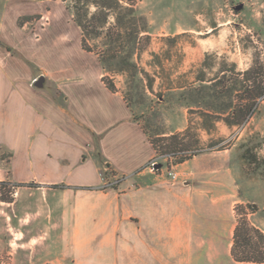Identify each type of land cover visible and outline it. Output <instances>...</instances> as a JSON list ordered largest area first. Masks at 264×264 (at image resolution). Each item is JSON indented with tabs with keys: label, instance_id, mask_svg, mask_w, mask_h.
<instances>
[{
	"label": "crops",
	"instance_id": "1",
	"mask_svg": "<svg viewBox=\"0 0 264 264\" xmlns=\"http://www.w3.org/2000/svg\"><path fill=\"white\" fill-rule=\"evenodd\" d=\"M56 69L55 82H30L0 48V182L13 185L0 250L21 242L30 264H264L233 256L232 149L195 154L177 180L164 164L154 172L149 134L103 66ZM107 169L116 186H104Z\"/></svg>",
	"mask_w": 264,
	"mask_h": 264
},
{
	"label": "rangeland",
	"instance_id": "2",
	"mask_svg": "<svg viewBox=\"0 0 264 264\" xmlns=\"http://www.w3.org/2000/svg\"><path fill=\"white\" fill-rule=\"evenodd\" d=\"M121 4L110 21L114 23L118 15L128 22L122 31L139 29L136 40L126 38L122 51H135L139 72L109 77L153 138L180 132L185 133V145L176 150L232 149L238 221L264 229V99L250 118L234 126L212 116L203 121L201 113L216 115L226 107L228 98L209 89L220 81L222 68L244 71L258 64V54L264 65V0H121ZM81 39L82 30L63 0H0V48L9 49L32 71L30 82L41 75L55 82L57 67L102 66L98 52L106 48L103 38L90 39L95 47L91 52L82 48ZM200 76L212 81L199 80ZM160 161L166 165V160ZM9 189L13 185H0V194ZM28 252L21 242H6L0 264H30Z\"/></svg>",
	"mask_w": 264,
	"mask_h": 264
},
{
	"label": "trees",
	"instance_id": "3",
	"mask_svg": "<svg viewBox=\"0 0 264 264\" xmlns=\"http://www.w3.org/2000/svg\"><path fill=\"white\" fill-rule=\"evenodd\" d=\"M67 2L68 8L73 14V18L82 30V47L87 51H94L95 47L90 43V39L96 37L103 38V45L106 46L99 51L105 75L103 80L107 87L112 91L117 90L114 80L109 77V74L116 73H131L135 75L139 72V66L134 60L135 51L130 53H122L126 46V38L132 37L137 39L139 29H132L126 33L122 28L128 24L123 21L118 15L115 16V22L110 21L112 12H116L122 7L121 0H63ZM95 8L92 10V8ZM128 25L127 28H129ZM126 29V28H125ZM260 55H257L258 64L251 66L244 71H236L235 68L220 70V78L216 87H210L214 91L215 96L219 94L225 95L228 98L226 107L223 111L213 114L210 111H201L203 121H206L209 116L216 120H223L229 126L243 123L258 108L260 102L264 99V65L260 61ZM206 62V59L205 61ZM260 62V63H259ZM199 80H207L200 76ZM228 83H230L228 85ZM215 86V85H213ZM220 86V87H219ZM236 93V95H235ZM229 111L228 113H226ZM135 118H137L135 116ZM138 119V118H137ZM145 128V127H144ZM188 127L186 128V130ZM145 131L147 132L146 128ZM148 133V132H147ZM185 133H173L168 136H160L158 139L149 137L158 153L165 155L170 153H184L189 149L176 150L178 147H183ZM200 152V151H199ZM199 152H194L192 155H180L177 158L178 163H183ZM164 153V154H163ZM243 157H248L245 153ZM1 185H6L7 182H0ZM17 183L16 185H22ZM6 187V186H5ZM6 194H1L3 200L11 199V189ZM252 209L253 206L249 205ZM252 234H256L258 240L254 241ZM233 256L238 261H255L264 262V233L256 226H249V223L244 219L238 221L235 232V244L233 246Z\"/></svg>",
	"mask_w": 264,
	"mask_h": 264
},
{
	"label": "built area",
	"instance_id": "4",
	"mask_svg": "<svg viewBox=\"0 0 264 264\" xmlns=\"http://www.w3.org/2000/svg\"><path fill=\"white\" fill-rule=\"evenodd\" d=\"M194 152H198L195 150H189V151H184V153H170V154H165V155H156L155 158H153L148 164H147V168H149L150 170L156 172L160 170L159 166L160 164L162 165L160 160H166V172L168 174V176L172 179V180H177L179 178V174L178 172L175 170V167L179 164L177 162V158L184 154V155H192L194 154ZM109 170L107 169L106 172L103 173V179L105 181V187L108 186H116V184H118V182L120 181L119 177H113L111 180L106 178V173Z\"/></svg>",
	"mask_w": 264,
	"mask_h": 264
},
{
	"label": "water",
	"instance_id": "5",
	"mask_svg": "<svg viewBox=\"0 0 264 264\" xmlns=\"http://www.w3.org/2000/svg\"><path fill=\"white\" fill-rule=\"evenodd\" d=\"M239 7H241V5L237 6V8H239ZM159 166H161V164Z\"/></svg>",
	"mask_w": 264,
	"mask_h": 264
}]
</instances>
